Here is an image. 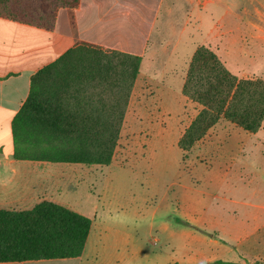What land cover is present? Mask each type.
<instances>
[{
  "label": "rangeland",
  "instance_id": "rangeland-1",
  "mask_svg": "<svg viewBox=\"0 0 264 264\" xmlns=\"http://www.w3.org/2000/svg\"><path fill=\"white\" fill-rule=\"evenodd\" d=\"M50 3L57 2L0 0V15L42 19ZM209 12L193 28L184 13L159 25L166 39L149 41L140 79L133 62L109 52L98 55L108 64L100 71L97 52L85 49L41 80L39 91L61 101L84 136L91 132L92 148L97 135L111 139L118 131L111 163L89 166L64 193V204L107 234L89 264H264V123L250 134L220 120L190 150L179 146L201 110L180 89L191 57L198 45L217 43L207 34L218 11ZM126 44L115 37L107 50L141 57L120 51ZM259 53L235 57L229 67L218 58L237 77L264 79Z\"/></svg>",
  "mask_w": 264,
  "mask_h": 264
},
{
  "label": "crops",
  "instance_id": "crops-1",
  "mask_svg": "<svg viewBox=\"0 0 264 264\" xmlns=\"http://www.w3.org/2000/svg\"><path fill=\"white\" fill-rule=\"evenodd\" d=\"M211 9L218 15L207 35L217 43L205 42L196 50L203 45L215 49L227 67L233 66L235 57L259 56V50H264V0H81L75 10H59L52 30L0 17V209L28 211L44 201L69 208L63 203L67 181L82 180V173L88 172L85 164L14 157L12 121L27 100L31 79L38 71L80 41L111 48L112 40L122 36L127 44L120 51L141 56L140 79L149 41L154 36L166 39L163 22L166 25L184 13V25L193 28ZM138 47L144 54H139ZM106 238L104 227L95 220L79 258L0 264H89L99 258L100 244L104 245Z\"/></svg>",
  "mask_w": 264,
  "mask_h": 264
},
{
  "label": "trees",
  "instance_id": "trees-1",
  "mask_svg": "<svg viewBox=\"0 0 264 264\" xmlns=\"http://www.w3.org/2000/svg\"><path fill=\"white\" fill-rule=\"evenodd\" d=\"M56 2L45 6V18L42 19L0 17L52 30L59 10H75L81 0ZM85 49L97 52L98 64L103 67L100 71L106 72L108 64L98 55L109 52L133 62V76L139 74V56L107 50L85 41L76 43L57 61L32 77L30 94L12 121L16 159L88 166L111 163L118 131L111 135V139H101L97 135L99 146L92 148L89 145V138L93 137L91 132L84 136L81 133L84 126L80 127L75 118L66 116L61 101H51L39 91L44 77ZM181 92L201 107L179 140L184 152L206 137L220 120L228 121L250 134H256L263 127L264 79L233 75L209 48L199 46L193 54ZM25 150L31 151L26 155ZM92 225L91 218L47 201L28 211L0 209V263L79 258L85 250ZM212 264L240 263L217 260Z\"/></svg>",
  "mask_w": 264,
  "mask_h": 264
}]
</instances>
